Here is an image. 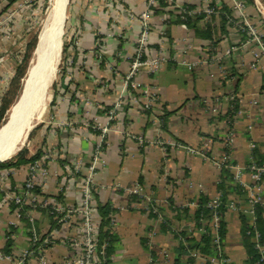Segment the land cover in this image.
Instances as JSON below:
<instances>
[{"label": "crops", "instance_id": "obj_1", "mask_svg": "<svg viewBox=\"0 0 264 264\" xmlns=\"http://www.w3.org/2000/svg\"><path fill=\"white\" fill-rule=\"evenodd\" d=\"M177 3L196 10L210 3L224 4L236 15L230 0ZM242 3L249 23L264 22V0H252L251 6ZM72 4L66 42H74L67 50L74 64L62 81L65 91L49 107V122L34 136L33 150L27 149L29 156L37 150L50 156L45 163L46 179L35 180L39 189L35 195L50 206L74 208L80 204L81 181L100 140V133L84 124L107 125V111L122 94L121 107L108 123L102 162L93 177L91 219L97 228L98 209L106 206L111 210L107 230L115 242L108 264H149L150 260L174 264L178 244L171 232L199 239L192 220L198 200L220 197L222 180L224 187L238 186L233 178L229 183L222 175V170L231 176L233 172L217 165L224 154L229 164L243 169L251 163L264 165V59L256 69H250L255 46L241 47L245 39L233 27L218 36L221 39L214 49L183 25L166 27L178 16L173 8L170 14H153L145 55L162 57L165 62L154 74L142 71L136 77L157 96L151 110L143 112V98L136 92L123 93L122 86L145 0H74ZM233 46L239 49L217 60ZM15 55L8 52L5 60H0V95L10 79L5 74L12 75L14 70ZM197 62L194 67L185 66ZM229 132L232 144L227 149ZM26 168L0 172V264H63L65 258L78 257L66 242L82 237L79 217L57 225L45 210L27 208L21 217L16 208L11 209L14 204L5 195L20 192ZM241 181L250 183L246 170ZM261 185L264 198V175ZM12 187L14 192H10ZM133 188L152 200L157 214L141 209L144 200L129 193ZM239 189L240 193L224 192L222 251L231 264H247L241 219L249 224L254 217L245 192ZM230 203L240 210L228 209ZM182 209L187 213L175 211Z\"/></svg>", "mask_w": 264, "mask_h": 264}, {"label": "built area", "instance_id": "obj_2", "mask_svg": "<svg viewBox=\"0 0 264 264\" xmlns=\"http://www.w3.org/2000/svg\"><path fill=\"white\" fill-rule=\"evenodd\" d=\"M232 3V8L236 13L233 16L237 20L236 23L239 27L236 30H239L241 33H245L244 43L241 45H254L255 48L252 51V62L250 64V69L254 70L258 67L259 62L264 59V44L262 42L263 35L258 31L251 23L248 22L244 15V4L240 0H230ZM166 3L176 10L177 15L180 19H184L185 16H192L195 13L202 12L206 18L211 16L218 15V12L215 8L209 7V4L206 5L201 10L186 11L183 5L178 4L177 0H166ZM157 0H145V6L142 13H140L138 20L140 22V30L136 38L134 54L130 59L129 68L127 73L123 78L122 92L126 93H137L140 97L143 98V103L141 105V110L143 112H148L157 102L156 94L147 87H143L136 79L139 73L142 71L147 72L148 74H154L158 68L165 62L162 57H148L145 55V49L149 40V19L154 14V10L157 9ZM161 36L163 33L161 32ZM239 47H228L226 48L221 56L217 57V60L220 61L224 58L229 57L231 54L236 52ZM200 63V62H199ZM197 63H185V66L194 67ZM69 77V73L66 74ZM233 100L232 97H230ZM122 104V94L118 97V100L113 104V106L107 111V121L110 123L120 109ZM99 127L91 124H84L85 127L97 130L100 133V140L95 145L93 150V155L91 162L86 168V175L82 178L81 181V199L80 204L74 208H64L62 206H50L46 201L39 202L37 196L32 192L35 185V180L38 178L44 180L47 177V170L45 168V163L50 159V156L47 154H42L39 160L30 164L26 168V177L22 183V186L19 187L20 192L12 195H5L9 201H11L15 206H17V211L23 206H27L29 209H47L48 213L53 215L57 224L63 225L66 224L73 216L80 218V228L82 232V237L79 239L73 238L70 241L66 242V245L73 250V252L79 253L78 257L73 256L72 258H65L63 264H104L107 260H110L111 257L106 258L104 255L105 246L99 245L95 239V227L91 219V200H92V187H93V177L95 170L98 164L102 162L101 160V151L104 146V136L109 131V126ZM61 125V124H58ZM138 142H142L141 138H136L133 136H128ZM225 147L227 149L232 144V132H229L226 136ZM193 152V151H191ZM222 166L225 169H228L233 172L234 182L245 192L247 198L248 209L251 214L254 213L256 206L264 207V198L263 190L261 185V178L264 175V165H257L251 163L246 166L244 169L231 165L228 163V158L225 156L217 164ZM66 171H69L65 168ZM243 170H246L250 176V183L244 184L242 180ZM131 195L137 196L144 200L141 209L146 212H152L157 214V207L152 202V200L145 195L140 194L139 190L133 188L129 190ZM220 205L219 196L215 197L208 202L207 208L212 212V217L210 221V231L212 234V244L215 255L209 258L201 257L197 254H191V257L195 258L199 264L203 262H209V264H231L230 260L222 255L221 245L222 241L218 235V221L219 216L216 212L217 207ZM227 208L233 212H237L240 208L236 203H230L227 205ZM251 232H247V235H251L250 240L254 244V250L256 252L257 260L253 264H264V242L261 240L259 233L254 228V217L251 222L248 224ZM32 242L35 243L36 239L33 238ZM43 243H48L47 240H44ZM74 253V254H76ZM1 257V255H0ZM149 264H154L152 260L149 261Z\"/></svg>", "mask_w": 264, "mask_h": 264}, {"label": "trees", "instance_id": "obj_3", "mask_svg": "<svg viewBox=\"0 0 264 264\" xmlns=\"http://www.w3.org/2000/svg\"><path fill=\"white\" fill-rule=\"evenodd\" d=\"M17 0H0V14L6 12L11 5H13ZM247 6L252 5V0H241ZM157 9L154 10V14L167 11L170 14L171 6L166 3V0H157ZM186 11H196V8L189 5H183ZM209 7L215 8L218 12V15L211 16L210 18H206L202 12H198L193 14L192 16H185L184 19H180L179 16H176L174 20H169L165 25L166 27L172 24H180L186 27L189 30H192L194 35L197 38H200L206 41L210 47L217 48L222 35L227 34V29L235 28L237 29L239 26L236 24L238 23L236 19L233 18L232 10L227 8L224 4H214L210 3ZM256 24H254L255 28L263 32L262 42L264 44V22H261L259 19L256 20ZM242 39H245V33L239 32L237 30ZM219 36V37H218ZM37 41V35H34L33 38L28 42V44L24 48V54L22 56L21 61L19 64L16 65L14 69L13 77L10 79L7 89L0 95V123L4 117V114L8 107L10 106L13 98L15 97L17 90L19 88L20 80L24 73V66L27 65L28 60L30 59L31 53L35 47ZM70 45L74 46V42L71 40L70 43L66 42L63 43V48L61 49L62 55V64L59 73V82L58 86H56V91L53 94V100L50 106H52L55 102V98L58 97V94L61 91H65L62 88L61 84L68 73V69H70L74 64V58L69 59L68 57V47ZM109 110V109H108ZM37 129V127L35 128ZM42 152L37 150L33 155L29 156L27 149L20 150L10 161L0 163V172H5L9 170H18L19 168H25L28 165L34 163L35 161L39 160ZM222 175L224 176V180L227 179L229 183L232 181V176L230 175L229 171L222 170ZM22 186V184L20 185ZM234 190L237 193H240V189L238 186H225L223 185V180L219 185V192H220V205L217 207L216 212L219 216L218 221V235L221 241L224 240L226 230H225V223L223 221V216L226 211V199H225V191L226 190ZM11 191H15V187L10 189ZM34 194H39V189L35 186L32 190ZM16 193V192H15ZM208 204L205 198H200L197 202L195 210L192 212V220L194 231L200 233L199 239L194 238L193 236H188L185 232H171L173 238L177 241V247L174 249V253L176 254V259L174 260V264H199V262L191 257V254H197L204 258H209L215 255V251L213 250L212 244V234L210 231L209 223L211 221L212 212L206 207ZM11 209L17 208L15 205L10 206ZM27 206H23L20 209L21 217L24 216V212L27 209ZM45 210V209H40ZM179 210V209H178ZM175 210L176 212H181L183 214L187 213V209H182L180 211ZM45 211L48 212L46 209ZM111 210L104 206L98 209V214L100 217V223L95 228V239L99 245H104V255L106 258L110 257L112 254V245L115 242L114 236H112L109 231L107 230V226L109 223V214ZM50 217L53 218V215L49 214ZM151 218H155V215L149 214ZM56 224V221H55ZM241 236H242V246L246 251V262L247 264H253L257 260L256 252L254 250V244L250 240L252 234L247 235V232H251L248 224L246 223L245 218L241 219ZM59 225V224H57ZM56 225V226H57ZM162 227L166 228V222L162 223ZM254 228L259 233L261 240L264 242V207L256 206L254 209ZM10 243L7 242V247H9ZM45 246V245H44ZM8 251V250H7ZM222 251V245H221ZM222 255L223 251H222ZM225 257V256H224ZM108 260L104 262V264H108ZM202 264H209V262H203Z\"/></svg>", "mask_w": 264, "mask_h": 264}, {"label": "bare ground", "instance_id": "obj_4", "mask_svg": "<svg viewBox=\"0 0 264 264\" xmlns=\"http://www.w3.org/2000/svg\"><path fill=\"white\" fill-rule=\"evenodd\" d=\"M65 3L49 0L20 95L0 127V161L9 160L18 151L27 131L44 116L47 91L59 61Z\"/></svg>", "mask_w": 264, "mask_h": 264}, {"label": "rangeland", "instance_id": "obj_5", "mask_svg": "<svg viewBox=\"0 0 264 264\" xmlns=\"http://www.w3.org/2000/svg\"><path fill=\"white\" fill-rule=\"evenodd\" d=\"M73 1L74 0H68L66 6L65 20L63 24V33L61 37V42H62L61 49L63 48V43L67 37V28H68L67 23L70 18V12H71L70 10H72L71 6L73 5L72 4ZM48 6H49V0H17L13 5L9 7V9L6 12L0 14V60H5V55L8 54V52H13L14 55L16 54L15 55L16 61L13 65V68L15 69L16 65L19 64V62L22 59L25 46L33 38L34 35L39 34V31L41 29V23L43 21ZM34 49L31 53L27 65L24 66V73L20 80L19 88L17 90L15 97L13 98V101L11 102L10 106L8 107V109L4 114V117L0 123V127L3 123L6 122L9 111L11 110V108L13 107L14 103L16 102V100L20 95V91L22 89V83L25 78L28 67L30 65L31 59L33 57ZM61 64H62V55L60 53L59 61L55 69L52 84L47 91L44 116L41 119L40 123L39 122L35 123L34 129L31 130L25 142L19 147L20 150L22 149L33 150L34 143H32V140L34 136H36L39 133L42 126H44L45 124H47V122H49V117H48L49 107L50 104L52 103L53 94L56 91V86H58ZM13 74H14V70L12 72V75L11 73L5 74V77L10 76L11 79L13 77ZM9 81L7 82V86ZM7 86L5 87V90L7 89ZM36 127L37 129H35ZM19 151H17L11 158H9V160H6L5 162L10 161Z\"/></svg>", "mask_w": 264, "mask_h": 264}, {"label": "water", "instance_id": "obj_6", "mask_svg": "<svg viewBox=\"0 0 264 264\" xmlns=\"http://www.w3.org/2000/svg\"><path fill=\"white\" fill-rule=\"evenodd\" d=\"M67 2H68V0H66V3H65V5H64V8H63V11H62V14H63V21L61 22V27L63 28V24H64V20H65V11H66V6H67ZM62 35V34H61ZM62 37V36H61ZM37 44V43H36ZM61 45H62V42H61V40H60V51H59V57H60V53H61ZM36 47V46H35ZM52 81H53V79H52ZM52 81L50 82V84H49V87L51 86V84H52ZM46 87V86H45ZM48 87V86H47ZM45 89H47V88H45ZM44 93H45V90H44ZM44 96V95H43ZM34 127H35V124L30 128V130L29 131H27V134H26V136H25V140L27 139V137H28V135H29V133L31 132V130H33L34 129ZM20 150V148L18 149V151ZM1 162H3V161H0V163Z\"/></svg>", "mask_w": 264, "mask_h": 264}]
</instances>
